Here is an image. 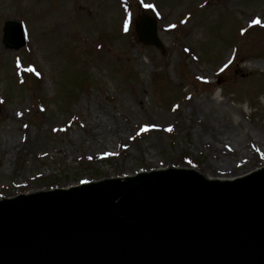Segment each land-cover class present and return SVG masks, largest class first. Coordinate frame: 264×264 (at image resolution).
Listing matches in <instances>:
<instances>
[{
	"label": "rangeland",
	"instance_id": "1",
	"mask_svg": "<svg viewBox=\"0 0 264 264\" xmlns=\"http://www.w3.org/2000/svg\"><path fill=\"white\" fill-rule=\"evenodd\" d=\"M143 14L163 49L140 42ZM263 18L264 0H0V201L150 170L264 169ZM9 20L19 51L3 43ZM94 114L127 129L102 144ZM209 124L232 152L214 151Z\"/></svg>",
	"mask_w": 264,
	"mask_h": 264
},
{
	"label": "water",
	"instance_id": "2",
	"mask_svg": "<svg viewBox=\"0 0 264 264\" xmlns=\"http://www.w3.org/2000/svg\"><path fill=\"white\" fill-rule=\"evenodd\" d=\"M156 23L136 30L163 49ZM4 42L25 46L20 23ZM151 171L0 202V264H264V169L227 181Z\"/></svg>",
	"mask_w": 264,
	"mask_h": 264
},
{
	"label": "bare ground",
	"instance_id": "3",
	"mask_svg": "<svg viewBox=\"0 0 264 264\" xmlns=\"http://www.w3.org/2000/svg\"><path fill=\"white\" fill-rule=\"evenodd\" d=\"M261 18L260 15H255L252 12H246L245 13V19L248 21H260L259 19ZM264 21V18H263ZM202 81H207V77L206 76H201ZM209 106L212 107L215 104H217V100H215L214 98L209 99ZM205 105H201V107L199 106V108H203ZM119 108H120V113H122L124 111V107H122L121 104H119ZM105 115V112L103 113ZM106 116V115H105ZM205 121V120H202ZM90 127H87L86 129L90 132H93V135H96L97 139L99 140L100 138V142L103 144L104 142H107V140H110V138H112V136H115L117 134L122 135V133L127 129L125 125H120L119 123H113V125L110 127V124H108V122L104 121L96 114H94L93 117H91L90 119ZM104 123V124H103ZM210 124L208 125L209 131L212 134L211 138L212 141L210 143L213 144L212 148L214 149V151L216 153L218 152H232L233 151V143H232V139L229 136H219L217 134H214V130L215 127L210 126ZM86 127V126H85ZM232 133H236V131H232ZM14 136H7L3 138V141L6 144L12 143ZM254 138H258L257 136L254 135ZM253 138V139H254ZM82 138H80L81 141ZM253 139L250 138V140L253 142ZM259 141V140H258ZM1 143V140H0ZM253 145V144H252ZM58 149L59 153H64L65 156H67L68 151L65 152V148ZM226 150V151H225ZM63 155V154H62ZM212 180H217L215 178H209ZM227 180H232V179H221L220 181H227Z\"/></svg>",
	"mask_w": 264,
	"mask_h": 264
},
{
	"label": "clouds",
	"instance_id": "4",
	"mask_svg": "<svg viewBox=\"0 0 264 264\" xmlns=\"http://www.w3.org/2000/svg\"><path fill=\"white\" fill-rule=\"evenodd\" d=\"M220 91H221V89L219 87H217L215 89V91L213 92V98L214 99L217 98V97H219ZM260 100H261V102H264V96L260 97Z\"/></svg>",
	"mask_w": 264,
	"mask_h": 264
},
{
	"label": "snow or ice",
	"instance_id": "5",
	"mask_svg": "<svg viewBox=\"0 0 264 264\" xmlns=\"http://www.w3.org/2000/svg\"><path fill=\"white\" fill-rule=\"evenodd\" d=\"M257 23H259V21H257ZM31 70V69H30Z\"/></svg>",
	"mask_w": 264,
	"mask_h": 264
}]
</instances>
